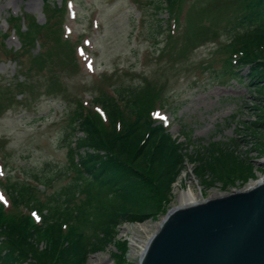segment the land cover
Masks as SVG:
<instances>
[{
    "label": "trees",
    "instance_id": "obj_1",
    "mask_svg": "<svg viewBox=\"0 0 264 264\" xmlns=\"http://www.w3.org/2000/svg\"><path fill=\"white\" fill-rule=\"evenodd\" d=\"M62 1V9L48 10L62 15L68 0ZM152 1L158 13L164 11L168 15V21L159 20L162 29L174 36L177 33L174 12L181 0ZM226 3L236 4V9L224 26L225 43L218 47L226 56L222 74L235 80L246 79V86L255 94V120L249 127L243 124L242 129L249 133L246 136L256 138L264 129V0H207L206 6L217 11ZM16 19L19 18L11 17L16 22L13 30L21 48H28V52L37 49V53L27 68L20 66L24 69V80L16 81L15 88L24 101L32 92L33 76L40 77L46 71L47 83L59 91L62 88L56 80L59 63L76 67L74 45L63 38L61 25L57 28L49 23L38 25L28 18L27 24L21 26ZM39 35H44L45 42ZM168 38L174 39L170 33ZM171 47L182 56L183 49ZM242 70L247 71L245 76L240 74ZM151 87L145 83L115 85L109 93L100 91L92 97L91 105L76 101L64 135L67 165L53 169L54 165L46 163L42 174L31 172L28 179L7 177L2 182L8 206L0 205V264H87L90 256L110 246L114 247L110 254L114 263L125 264L127 242L117 239L118 228L125 223H144L164 216L172 187L186 165L192 166L191 173L207 189L219 183L225 190L236 181L245 183L254 177L252 162L224 143H210L190 152L188 147L177 143L162 122L152 117L156 102L160 108L163 103ZM9 88L10 84L2 87V114L13 107ZM43 92L55 93L46 88ZM94 106L103 115L93 110ZM78 132L83 136L73 143ZM189 143L188 138V146ZM231 144L236 145V140ZM60 176L70 177L69 181L39 199L38 187L46 191ZM17 208L24 211L7 215Z\"/></svg>",
    "mask_w": 264,
    "mask_h": 264
},
{
    "label": "rangeland",
    "instance_id": "obj_2",
    "mask_svg": "<svg viewBox=\"0 0 264 264\" xmlns=\"http://www.w3.org/2000/svg\"><path fill=\"white\" fill-rule=\"evenodd\" d=\"M206 4L207 0L180 1L174 12L177 33L173 36L169 32L174 38L170 41L169 33L159 21H168V15L164 11L158 13L152 0H68L62 15L48 10L62 9V0L45 3L43 0H0V106L2 87L10 84L13 95L10 96L13 107L0 113V190L3 192L0 205L8 206L2 186L7 177L28 179L31 172L44 173L46 163L54 165L53 169L67 165L64 135L76 101L91 105L92 97L100 91L109 93L115 85L152 86L163 103L160 108L156 102L153 118L161 121L189 152L220 142L253 164L254 177L245 183L236 181L225 190L219 183L209 189L202 187L191 173L192 166L187 165L177 179L185 176L180 189L191 182L193 191L203 199L211 194L243 191L263 178L264 129L256 138L246 136L249 133L242 129L243 124L249 127L255 120V94L246 86V79L235 80L229 74H222L226 56L218 49L225 43L224 26L233 18L236 4L226 3L217 11L208 9ZM11 17H18L16 20L21 26L27 24L28 18L38 25L49 23L54 28L61 25L63 38L74 45L76 67L59 63L56 78L62 85L59 91L47 83L44 77L47 74L43 71L40 77L33 76L32 92L23 101L14 84L24 80V69L20 66L27 68L37 49L28 52V48H21L13 30L16 22ZM39 36L45 42L44 35ZM171 45L175 48L183 45L182 56ZM246 73L242 70L240 74ZM45 88L56 94L44 93ZM93 110L99 111L97 106ZM185 135H189V146ZM232 140H236V145L231 144ZM69 178L58 177L46 191L39 186L37 197L43 200L64 186ZM174 185L167 210L177 204ZM23 211L17 208L7 215ZM160 219L161 216L155 221L126 223L118 228L117 239L127 242L125 264L139 261L137 252L131 253L129 239L135 234L140 241L146 240ZM113 251L114 247L110 246L90 256L87 264H115L110 257Z\"/></svg>",
    "mask_w": 264,
    "mask_h": 264
},
{
    "label": "water",
    "instance_id": "obj_3",
    "mask_svg": "<svg viewBox=\"0 0 264 264\" xmlns=\"http://www.w3.org/2000/svg\"><path fill=\"white\" fill-rule=\"evenodd\" d=\"M158 223L138 264H264V178L170 208Z\"/></svg>",
    "mask_w": 264,
    "mask_h": 264
},
{
    "label": "bare ground",
    "instance_id": "obj_4",
    "mask_svg": "<svg viewBox=\"0 0 264 264\" xmlns=\"http://www.w3.org/2000/svg\"><path fill=\"white\" fill-rule=\"evenodd\" d=\"M184 179L185 176L183 175L174 185V193L176 194L177 204L172 207L173 209L190 206L199 203L202 200L200 199L201 194L193 191L191 182H189L184 189H180ZM218 195L219 194H211L209 197H216ZM158 227H159V223L156 226H154L153 232L146 237V240L143 241H140L138 237L135 234H133V236L129 239V246L131 248V253L135 254L137 252L140 258L145 250L149 238L157 231ZM141 231L143 232L144 229H142ZM89 264H95V263L90 262Z\"/></svg>",
    "mask_w": 264,
    "mask_h": 264
},
{
    "label": "built area",
    "instance_id": "obj_5",
    "mask_svg": "<svg viewBox=\"0 0 264 264\" xmlns=\"http://www.w3.org/2000/svg\"><path fill=\"white\" fill-rule=\"evenodd\" d=\"M261 179H262V178H261ZM261 179H260V180H261ZM257 182H258V181H257ZM255 184H256V183H255ZM255 184H252V185H251V186H249L248 188H250V187L254 186ZM248 188H247V189H248ZM245 190H246V189H245ZM235 191H236V190H235ZM235 191H233V192H235ZM237 191H240V190H237ZM231 192H232V191H231Z\"/></svg>",
    "mask_w": 264,
    "mask_h": 264
}]
</instances>
